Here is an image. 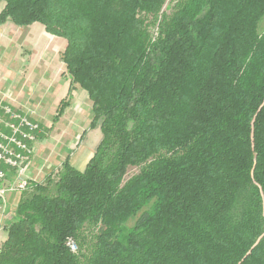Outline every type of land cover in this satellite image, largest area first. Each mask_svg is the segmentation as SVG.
<instances>
[{
  "label": "trees",
  "instance_id": "1",
  "mask_svg": "<svg viewBox=\"0 0 264 264\" xmlns=\"http://www.w3.org/2000/svg\"><path fill=\"white\" fill-rule=\"evenodd\" d=\"M2 1L66 40L54 120L84 91L101 140L21 193L0 264H264V0Z\"/></svg>",
  "mask_w": 264,
  "mask_h": 264
},
{
  "label": "rangeland",
  "instance_id": "2",
  "mask_svg": "<svg viewBox=\"0 0 264 264\" xmlns=\"http://www.w3.org/2000/svg\"><path fill=\"white\" fill-rule=\"evenodd\" d=\"M173 1L174 0H166L163 9L165 11H169V7L172 5ZM3 5V1L0 2V10L3 8ZM28 27L30 28L29 25L16 26L11 23H6L0 27V74H2V82H0V87L4 86L3 81H5L7 78L5 75H3V68L11 67L10 69H12L14 67V70L16 68L24 69L27 73L26 66L30 63H35L37 67L36 73L34 75H28L27 83L23 85V91L20 96H24L25 100H27L28 96L30 95V98L32 99L45 98V100H48L52 89L56 84L50 77H48L47 80H50L51 82L44 83L46 77L41 73L44 69L42 67V63H61V56L58 55L57 58L55 53H51V49L47 50L46 48H42V45L45 47L47 46V42L44 41L43 43V38L40 35L34 39L39 42L36 43L31 41V38L26 35V29ZM258 27L259 31L264 29V17L260 20ZM36 28L33 27L30 29L29 33H35ZM59 41L60 42L58 45L62 46L63 43L61 40ZM38 66L42 67L40 71ZM9 73L12 72L7 70V74ZM7 86L8 85H5L4 88ZM90 104V101L87 99L79 98L77 103L65 108L66 114L63 116L61 121H59V118L63 114L54 120L55 122L59 121V123L57 122L58 124H55L53 119L56 115L57 109L59 108V103L55 104L53 102L50 104L49 102L48 106L43 109L41 118L38 116V123L41 125L40 132H38L37 139L34 144V153L32 159L34 158L35 154L36 164L39 168L42 167L43 170H45V174L41 177L39 176L40 178L37 177V182H45L48 175L55 177L57 171L61 167L62 162L66 158H69L70 162L76 167L82 169L86 163V160L92 156L96 146L101 140L100 129L98 128L96 130H92L90 133L88 132V137L85 136L82 140L80 139L83 131L85 129L87 131L89 130L88 124L92 118ZM30 107L31 108L27 110V113L29 117H33V112L36 109L32 106ZM41 108H38L37 105L38 111L41 110ZM50 125H52V127H50ZM137 172V167H130L126 177H130ZM29 189L30 188L26 189L27 191L25 190L21 193H26L30 191ZM21 193H15L9 196V207L13 209L15 208L16 202L21 196ZM15 195L16 199L11 202V199ZM13 209L9 210L13 211ZM132 223L133 221H130L128 225H132Z\"/></svg>",
  "mask_w": 264,
  "mask_h": 264
},
{
  "label": "built area",
  "instance_id": "3",
  "mask_svg": "<svg viewBox=\"0 0 264 264\" xmlns=\"http://www.w3.org/2000/svg\"><path fill=\"white\" fill-rule=\"evenodd\" d=\"M39 130V125L27 114L14 111L4 98H0V232L6 231L15 211L9 207V196L37 182L29 176L28 168ZM2 242L0 239V246ZM66 245L70 251H77L73 238H68Z\"/></svg>",
  "mask_w": 264,
  "mask_h": 264
},
{
  "label": "crops",
  "instance_id": "4",
  "mask_svg": "<svg viewBox=\"0 0 264 264\" xmlns=\"http://www.w3.org/2000/svg\"><path fill=\"white\" fill-rule=\"evenodd\" d=\"M7 23H11V22H7ZM4 24H6V23H4ZM4 24H2V25H4ZM39 24L40 23L35 22V23L29 25L30 28L28 27L26 29L27 30L26 35L29 38H31L30 39L31 41L36 42V43L39 41H36L34 39L37 38L38 35H40L43 38V43H44V41L47 42V46L45 47L42 45V48H46L47 50L51 49V53H55V56H57V58H58V55L61 56L60 52H63V50L66 46V40L62 37L53 36V35L47 33L45 31L43 25H41V24L39 25ZM2 25H0V27ZM33 27H35V28L37 27L35 29L36 32L31 34V33H29L30 32L29 30L32 29ZM59 40H61V42L63 43L62 46L58 45V43L60 42ZM60 62L61 63H42V67L44 69L41 73L43 76L46 77L44 83H48V82L50 83L51 81L47 80V78L50 77L53 80V82H55V84H56L53 87L51 95H50L48 100H45V98L44 99H41V98H35V99L33 98L32 99V98H30L31 95L28 96L27 100H25L24 96L23 97L20 96L22 94V91H23V85H25V83H27L28 75L29 74L34 75L36 73L37 67H36L35 63H30L26 66L28 74L25 72L24 69H18L16 67H15L16 68L15 70L13 69L14 67L12 69H10L11 67L3 68L4 69L3 75H5L7 77L5 79V81H3L4 82L3 85L4 86L8 85V86L6 88H4V86L0 87V98H4L5 102L8 103L14 111H18L20 113L27 114L28 117H29V115L27 113V110L31 108L30 106L35 108L36 110L33 112V114H34L33 117H29V119L32 120L33 122L37 123L39 125V129H40L41 124L38 123V120H39L38 116H40V118H41V114L43 113V109L48 106V103L50 102V104H51L54 102L55 104H57V103H60V101L62 99L67 97L68 88H69V78L67 75L65 63H63L62 60ZM42 67L38 66L39 71ZM7 70L11 71L12 73L7 74ZM1 75L2 74H0V82H2L1 81ZM28 82H30V81H28ZM66 89H67V91H66ZM79 98H84V99H87L89 101L88 96L84 91L75 90L72 92V97L69 100V105L66 108H68L72 104L74 105L75 103H77L79 101ZM46 102H47V104H46ZM37 105H38V108L42 107L41 110H39V111L37 110ZM90 108H91V104H90ZM65 114H66V110L64 111L63 115L59 118V121L62 120V118ZM53 121H54V119H53ZM59 121H56V122L54 121V123L55 124L57 122L59 123ZM50 127H52V125H50ZM88 129H89L88 131L85 129L86 134L84 135V137L85 136L88 137L89 133L92 130L98 129V127L91 129V128H89V124H88ZM39 132H40V130H39ZM36 166H37V164H36V159H35V154H34V158L32 159V161L29 165L28 172H29V176L33 177L35 179H37V177H39V176L41 177L45 174L44 173L45 170H43L42 167L39 168L38 166L37 167ZM15 199H16V195L11 199V202ZM9 202H10V200H9ZM4 233H5V235H4ZM6 234H7L6 231L0 232V239L4 241L6 238Z\"/></svg>",
  "mask_w": 264,
  "mask_h": 264
}]
</instances>
